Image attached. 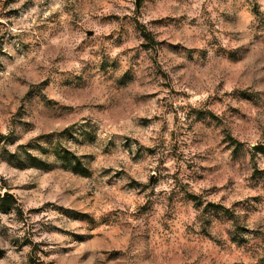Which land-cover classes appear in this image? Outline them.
<instances>
[{
	"label": "rangeland",
	"instance_id": "1",
	"mask_svg": "<svg viewBox=\"0 0 264 264\" xmlns=\"http://www.w3.org/2000/svg\"><path fill=\"white\" fill-rule=\"evenodd\" d=\"M0 264H264V0H0Z\"/></svg>",
	"mask_w": 264,
	"mask_h": 264
},
{
	"label": "trees",
	"instance_id": "2",
	"mask_svg": "<svg viewBox=\"0 0 264 264\" xmlns=\"http://www.w3.org/2000/svg\"><path fill=\"white\" fill-rule=\"evenodd\" d=\"M2 199H4V200H10L9 196L3 197Z\"/></svg>",
	"mask_w": 264,
	"mask_h": 264
},
{
	"label": "water",
	"instance_id": "3",
	"mask_svg": "<svg viewBox=\"0 0 264 264\" xmlns=\"http://www.w3.org/2000/svg\"><path fill=\"white\" fill-rule=\"evenodd\" d=\"M136 2L138 3V0H136Z\"/></svg>",
	"mask_w": 264,
	"mask_h": 264
}]
</instances>
